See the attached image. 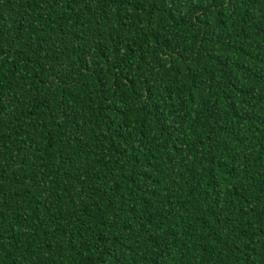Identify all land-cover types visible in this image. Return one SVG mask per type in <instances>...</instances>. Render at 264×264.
<instances>
[{
  "label": "trees",
  "instance_id": "16d2710c",
  "mask_svg": "<svg viewBox=\"0 0 264 264\" xmlns=\"http://www.w3.org/2000/svg\"><path fill=\"white\" fill-rule=\"evenodd\" d=\"M0 264H264V0H0Z\"/></svg>",
  "mask_w": 264,
  "mask_h": 264
}]
</instances>
